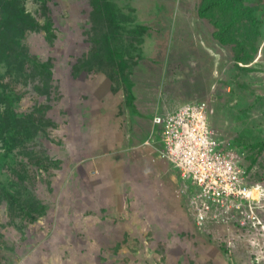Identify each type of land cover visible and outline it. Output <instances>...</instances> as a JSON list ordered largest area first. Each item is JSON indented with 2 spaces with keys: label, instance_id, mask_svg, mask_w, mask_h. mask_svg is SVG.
<instances>
[{
  "label": "rangeland",
  "instance_id": "rangeland-1",
  "mask_svg": "<svg viewBox=\"0 0 264 264\" xmlns=\"http://www.w3.org/2000/svg\"><path fill=\"white\" fill-rule=\"evenodd\" d=\"M201 1L111 0L109 35L96 0H24L35 19L22 41L51 61L52 80L32 60L19 75L0 65V89L13 90L28 131L40 129L4 162L2 183L40 203L31 219L0 191V264H264L259 230L253 245L238 225L195 221L181 171L162 155L156 117L205 123L247 149L248 179L264 188V23L255 58L239 61ZM199 104L198 115L185 110Z\"/></svg>",
  "mask_w": 264,
  "mask_h": 264
},
{
  "label": "built area",
  "instance_id": "built-area-1",
  "mask_svg": "<svg viewBox=\"0 0 264 264\" xmlns=\"http://www.w3.org/2000/svg\"><path fill=\"white\" fill-rule=\"evenodd\" d=\"M185 110L198 115L200 104ZM156 123L164 129L162 155L181 171L186 184L180 191L188 196L195 221L199 225L222 223L230 231L238 225L247 240L259 245L257 230L264 234V218L259 212L264 208L260 204L264 188L248 179L250 174L243 165L247 149L218 139L205 123H183L171 116L156 117Z\"/></svg>",
  "mask_w": 264,
  "mask_h": 264
},
{
  "label": "trees",
  "instance_id": "trees-1",
  "mask_svg": "<svg viewBox=\"0 0 264 264\" xmlns=\"http://www.w3.org/2000/svg\"><path fill=\"white\" fill-rule=\"evenodd\" d=\"M249 1L203 0L200 8L201 14L205 16L209 15L208 11H218L219 17L216 19L218 29L215 34L222 43L236 46L234 47L235 52H237L236 58L242 62H250L255 58L254 52L249 54L248 50L253 40L257 38L259 30L258 17L253 15L255 10ZM96 3L99 8L100 5H103L104 10H108L110 18L107 20V33L112 35L110 31L118 26V21L115 20V15L112 13L114 11L113 4L111 0H96ZM259 3H264V0H259ZM0 11L2 12V16H0V65L5 63L14 74L19 75L23 74L24 70L27 71V60H32L35 62L40 77L44 76L46 85H49L52 80L51 61H42L37 56L29 54L22 41L25 33L31 29L28 27L29 20L35 19L31 12L27 11L24 0H0ZM106 40L108 41V39ZM255 50L257 51V48ZM110 51L113 50L110 49ZM112 58L114 57L112 56ZM123 60L124 58H121V62ZM0 84L4 86L1 78ZM15 106L13 90L11 89L9 92L7 88L4 91L0 89V139L5 143L0 150V177L4 173L3 166L4 162H7V157L19 145L35 138L40 130L39 127H35L39 125H35L34 130L29 132L24 125L27 122L26 117L18 115ZM259 144L255 143V146ZM6 164H10V162L8 161ZM0 189V191H5L8 194L7 198H15L16 205L11 199L10 208L21 205L22 209L25 208L24 213L27 217L36 218L33 205L40 203V200L33 190L23 191L19 187L15 190L12 184L2 183L1 178ZM25 192L28 193L29 199H24ZM43 207L45 206L43 205Z\"/></svg>",
  "mask_w": 264,
  "mask_h": 264
},
{
  "label": "crops",
  "instance_id": "crops-1",
  "mask_svg": "<svg viewBox=\"0 0 264 264\" xmlns=\"http://www.w3.org/2000/svg\"><path fill=\"white\" fill-rule=\"evenodd\" d=\"M260 1H262V0H260ZM202 2H203V0L201 1V4H202ZM258 20H259V22H261L260 24H263L264 23V11H263V13H260V15L258 17ZM261 48L264 49V42L262 43ZM262 53H263V50H262ZM256 57H258V54L256 55Z\"/></svg>",
  "mask_w": 264,
  "mask_h": 264
},
{
  "label": "bare ground",
  "instance_id": "bare-ground-1",
  "mask_svg": "<svg viewBox=\"0 0 264 264\" xmlns=\"http://www.w3.org/2000/svg\"><path fill=\"white\" fill-rule=\"evenodd\" d=\"M78 3V2H77Z\"/></svg>",
  "mask_w": 264,
  "mask_h": 264
}]
</instances>
